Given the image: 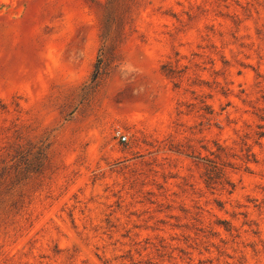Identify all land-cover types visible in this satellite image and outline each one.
<instances>
[{
  "label": "rangeland",
  "instance_id": "rangeland-1",
  "mask_svg": "<svg viewBox=\"0 0 264 264\" xmlns=\"http://www.w3.org/2000/svg\"><path fill=\"white\" fill-rule=\"evenodd\" d=\"M0 264H264V0H0Z\"/></svg>",
  "mask_w": 264,
  "mask_h": 264
},
{
  "label": "trees",
  "instance_id": "trees-1",
  "mask_svg": "<svg viewBox=\"0 0 264 264\" xmlns=\"http://www.w3.org/2000/svg\"><path fill=\"white\" fill-rule=\"evenodd\" d=\"M118 0H109V5L113 7V4H115ZM125 13L121 14L120 16H114V12H108L105 16V28L107 30V33L109 34L111 32V29L115 23H119V34L116 36V40L120 38L122 27L124 25L125 21ZM31 163H28V166L25 168V171H29L31 167ZM215 168V167H214ZM214 171V170H213Z\"/></svg>",
  "mask_w": 264,
  "mask_h": 264
},
{
  "label": "built area",
  "instance_id": "built-area-1",
  "mask_svg": "<svg viewBox=\"0 0 264 264\" xmlns=\"http://www.w3.org/2000/svg\"><path fill=\"white\" fill-rule=\"evenodd\" d=\"M118 138L122 141H126L127 138L125 136H123L122 134L118 133Z\"/></svg>",
  "mask_w": 264,
  "mask_h": 264
}]
</instances>
